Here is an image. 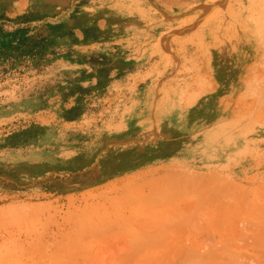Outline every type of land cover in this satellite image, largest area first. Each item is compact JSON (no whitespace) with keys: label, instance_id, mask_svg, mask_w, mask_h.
<instances>
[{"label":"rangeland","instance_id":"374dc122","mask_svg":"<svg viewBox=\"0 0 264 264\" xmlns=\"http://www.w3.org/2000/svg\"><path fill=\"white\" fill-rule=\"evenodd\" d=\"M0 264H264V0H0Z\"/></svg>","mask_w":264,"mask_h":264},{"label":"crops","instance_id":"0c3cea01","mask_svg":"<svg viewBox=\"0 0 264 264\" xmlns=\"http://www.w3.org/2000/svg\"><path fill=\"white\" fill-rule=\"evenodd\" d=\"M151 58H149V61L151 62ZM148 61V60H147ZM142 62V61H141ZM241 69L240 60L238 57H235L232 63L229 62L226 70V74H235L237 71ZM148 70L139 71L137 73L139 75H145L147 74ZM228 72V73H227ZM169 74L166 73L162 77L163 79L168 76ZM161 78V79H162ZM168 78V77H166ZM165 78V79H166ZM165 96H168L164 98V102L160 105V109L157 110L156 119L159 124L163 127V129H167L168 133L171 131L173 132V138L169 140V142L162 144L161 147L156 148V150L152 149V152H158L160 154V158L163 160V163L171 165L173 167H191L195 169L203 168V169H212L214 168V162L208 161L207 159H199L192 157L190 155H183V151H185V147L183 148L182 143L177 140L175 137V134H177L174 129L177 127V124L182 122L183 118H189L191 119L193 115H190V111H186V105H183L179 102H176L178 94H181V89L177 87L169 86L166 89ZM179 92V93H178ZM176 95L175 98H172ZM147 107V108H146ZM145 109H142L143 111H150L151 106L148 104L144 105ZM141 110V109H140ZM160 158L157 157V159L160 161ZM156 161V159H153ZM143 162V161H139Z\"/></svg>","mask_w":264,"mask_h":264}]
</instances>
